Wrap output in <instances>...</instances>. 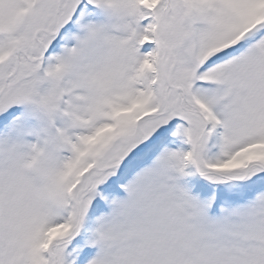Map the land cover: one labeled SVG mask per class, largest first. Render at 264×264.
<instances>
[{
    "label": "snow or ice",
    "instance_id": "1",
    "mask_svg": "<svg viewBox=\"0 0 264 264\" xmlns=\"http://www.w3.org/2000/svg\"><path fill=\"white\" fill-rule=\"evenodd\" d=\"M0 264H264V0H0Z\"/></svg>",
    "mask_w": 264,
    "mask_h": 264
}]
</instances>
